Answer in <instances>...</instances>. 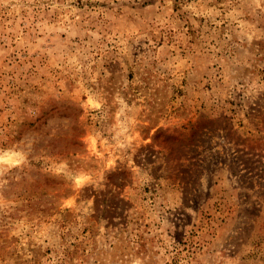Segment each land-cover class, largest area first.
Returning <instances> with one entry per match:
<instances>
[{
  "label": "rangeland",
  "instance_id": "obj_1",
  "mask_svg": "<svg viewBox=\"0 0 264 264\" xmlns=\"http://www.w3.org/2000/svg\"><path fill=\"white\" fill-rule=\"evenodd\" d=\"M0 264H264V0H0Z\"/></svg>",
  "mask_w": 264,
  "mask_h": 264
}]
</instances>
